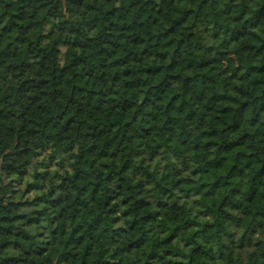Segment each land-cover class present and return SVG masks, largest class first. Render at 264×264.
Instances as JSON below:
<instances>
[{
    "label": "trees",
    "instance_id": "trees-1",
    "mask_svg": "<svg viewBox=\"0 0 264 264\" xmlns=\"http://www.w3.org/2000/svg\"><path fill=\"white\" fill-rule=\"evenodd\" d=\"M0 264H264V0H0Z\"/></svg>",
    "mask_w": 264,
    "mask_h": 264
},
{
    "label": "rangeland",
    "instance_id": "rangeland-1",
    "mask_svg": "<svg viewBox=\"0 0 264 264\" xmlns=\"http://www.w3.org/2000/svg\"><path fill=\"white\" fill-rule=\"evenodd\" d=\"M2 79L0 78V81H1Z\"/></svg>",
    "mask_w": 264,
    "mask_h": 264
}]
</instances>
